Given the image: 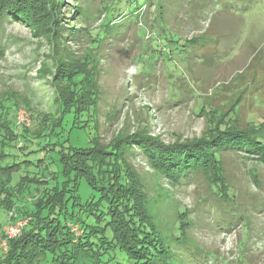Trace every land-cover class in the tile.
<instances>
[{
    "label": "rangeland",
    "instance_id": "rangeland-1",
    "mask_svg": "<svg viewBox=\"0 0 264 264\" xmlns=\"http://www.w3.org/2000/svg\"><path fill=\"white\" fill-rule=\"evenodd\" d=\"M66 1L70 6L75 4ZM162 1L167 10L170 0ZM90 2L100 5V0ZM143 2L137 0V5ZM153 2L146 14L136 20L134 33L138 42L131 50L128 42L119 45L120 50L114 45L100 49L105 57L97 60L96 67L101 91L97 117L101 141L107 143L113 136L135 130L159 136L165 143L179 136L199 138L209 127L206 112H219L215 119L218 117L220 122L236 129L258 127V138L264 143V0H218L229 3L232 9L215 8L198 26L184 22L178 35L171 37L172 42L167 32L159 31L157 25L150 26L149 18H155L157 4L156 0ZM183 4L184 1L179 4L180 15L187 8ZM67 7L63 5L61 12H56L57 21L66 27L75 19L63 18L68 15ZM105 12L101 8L92 19V31L100 25ZM120 21V29L124 30L127 22ZM76 27L77 23L73 25ZM131 31H127L126 38ZM196 34L216 41L217 46L186 41ZM70 47L77 49L81 42H72ZM51 53L49 35L40 29L33 32L28 23L14 19L0 27V202L10 200L14 213L37 194V181H45L49 186L56 182L69 185L75 175L66 170V160L76 150L92 148L97 134L95 121L79 124L73 115L64 114L60 125L54 126L56 120L43 118L45 114L57 117V110L63 109L61 103H55L58 89L54 88L57 80L53 76L57 70L49 59ZM205 60L213 62L208 65ZM138 80L143 84L137 86ZM126 95L128 100L119 105ZM229 116L232 118L226 120ZM241 160H236L240 164L233 165L230 173L242 185L240 189L245 187L246 193L257 191L248 169L264 183V165ZM224 161L227 163L229 156ZM131 162L150 184V196L160 200L157 210H161L163 219L174 217L176 210L187 209L190 224L183 226L189 229L190 246L205 252V258H199L201 261L238 264L244 254L250 263L264 264V207L252 211L248 234L241 227L223 232L209 223L213 215H218L211 204H199L201 183L176 188L164 180L160 186L159 178L150 176L152 170L142 156L137 154ZM22 181L25 194L11 195V190ZM76 187L80 202L100 201L99 192L85 177L76 178ZM179 220L178 217L176 221ZM7 222L8 211L0 203V232ZM97 226L103 228L104 224ZM1 250L0 245V254ZM35 264H53L51 254L40 256Z\"/></svg>",
    "mask_w": 264,
    "mask_h": 264
},
{
    "label": "trees",
    "instance_id": "trees-1",
    "mask_svg": "<svg viewBox=\"0 0 264 264\" xmlns=\"http://www.w3.org/2000/svg\"><path fill=\"white\" fill-rule=\"evenodd\" d=\"M71 1L75 4L70 6L66 0H0V27L8 19H14L28 23L33 32L40 29L49 35L52 47L49 59L57 70V75L53 76L57 80L54 88L58 89L55 103H61L63 109L57 110V117L45 114L43 118L56 120V126L60 125L64 114H70L79 124L95 121L97 132L92 148L76 150L72 158L66 160V170L75 175L69 185L35 183L37 194L16 213L17 217L27 219L20 234L6 238L4 230L0 232V241L6 239L0 264H35L47 253L51 254L53 264H207L199 259L205 252L198 247L194 251L190 246L189 229L183 226L190 224L187 209L176 210L174 217L163 219L161 210H157L160 200L150 196V184L131 160L137 154L142 156L152 170L150 176L159 178L160 186L164 180L176 188L201 183L203 193L199 195V204L210 203L218 213L209 223L223 232L241 227L248 234L250 219L254 217L252 211L264 207V183L248 169L258 190L246 193L245 187L240 189L242 185L235 181L230 169L240 164L236 162L238 158L264 165V143L258 138L260 129L255 125L236 129L220 122L218 117L215 119L219 112H206L209 127L199 138L181 139L179 136L165 143L159 136L135 130L102 142L97 119L101 91L96 67L97 60L105 57L100 49L114 45L120 50L119 45L128 42L131 50L138 42L134 33L136 20L139 15H145L154 2L144 0L137 5V0H100V5L93 6L90 0ZM183 1L187 8L180 15L179 4ZM156 2L155 18H149L150 26L157 25L159 31L167 32L169 42L174 34L178 35V28L184 22L198 26L215 8L232 9L229 3L218 0H170L167 10L162 0ZM63 5H68V15L63 18L75 17L67 27L56 18V12L60 13ZM101 8L106 11L104 19L92 31L91 21ZM120 19L127 22L124 30L120 29ZM76 23L77 27L73 28ZM130 28L132 33L126 38ZM186 41L217 46L216 41L197 34ZM72 42H81V47L72 49ZM139 81L137 86L143 84ZM125 97L119 105L124 99L128 100V95ZM82 117H86L85 120ZM226 156H229L227 163ZM81 176L99 192L100 201L96 204L90 200L80 202L76 197V178ZM24 189L22 181L11 190V195L25 194ZM0 203L8 213L15 211L10 200ZM203 216L208 218L209 215ZM101 223L103 228L97 226ZM243 255L238 264H252ZM209 264H214L213 260Z\"/></svg>",
    "mask_w": 264,
    "mask_h": 264
},
{
    "label": "built area",
    "instance_id": "built-area-1",
    "mask_svg": "<svg viewBox=\"0 0 264 264\" xmlns=\"http://www.w3.org/2000/svg\"><path fill=\"white\" fill-rule=\"evenodd\" d=\"M23 114V113H21ZM27 219L17 217V214L12 211L8 213V222L3 226V230L6 234V238H11L19 235L22 228L25 226ZM77 230L76 226H74ZM2 249L6 250V239L0 241Z\"/></svg>",
    "mask_w": 264,
    "mask_h": 264
}]
</instances>
